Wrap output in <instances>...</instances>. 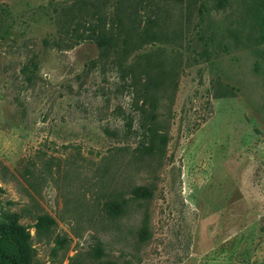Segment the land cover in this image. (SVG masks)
<instances>
[{
    "label": "rangeland",
    "instance_id": "rangeland-1",
    "mask_svg": "<svg viewBox=\"0 0 264 264\" xmlns=\"http://www.w3.org/2000/svg\"><path fill=\"white\" fill-rule=\"evenodd\" d=\"M77 1L0 0V223L15 215L27 264H264L251 0H121L155 35L105 56L68 39L94 3Z\"/></svg>",
    "mask_w": 264,
    "mask_h": 264
},
{
    "label": "trees",
    "instance_id": "trees-1",
    "mask_svg": "<svg viewBox=\"0 0 264 264\" xmlns=\"http://www.w3.org/2000/svg\"><path fill=\"white\" fill-rule=\"evenodd\" d=\"M102 1V3L105 2V0ZM97 2L98 0H94V3L91 2L92 9L88 13V18H83L69 29L67 34H70V37L68 36V39L73 44L90 40L98 47L101 56H105L108 48L115 50V46L118 44L121 46L122 54H125L129 49H138L148 39L154 37L152 18L147 16L143 24L136 18L138 13L137 3L132 4L130 9L127 10V14L123 15V11L126 9L121 7V0H117L111 5L109 13L103 11V14L99 10L102 6L99 7ZM225 2L226 0H214V6L222 7ZM77 3H79V11L83 9L84 5L86 6L84 0H78ZM251 6L255 12L256 26L260 30L259 40L264 41V0H251ZM154 11H157V7ZM91 19L97 21L93 22ZM135 38L136 40H134ZM139 74L137 78L139 80L137 83L140 85L139 90L146 94L151 80L149 67H146ZM142 93L143 98L149 97L148 94L143 95ZM131 193L136 197L146 195V191L140 187L133 188ZM105 207L110 214H114L117 213L120 205L108 202ZM25 244L26 238L22 228L18 224L15 215L10 214L7 217V222L0 223V264H27Z\"/></svg>",
    "mask_w": 264,
    "mask_h": 264
},
{
    "label": "clouds",
    "instance_id": "clouds-1",
    "mask_svg": "<svg viewBox=\"0 0 264 264\" xmlns=\"http://www.w3.org/2000/svg\"><path fill=\"white\" fill-rule=\"evenodd\" d=\"M4 147L7 149L8 147H10V145L7 142H5Z\"/></svg>",
    "mask_w": 264,
    "mask_h": 264
}]
</instances>
